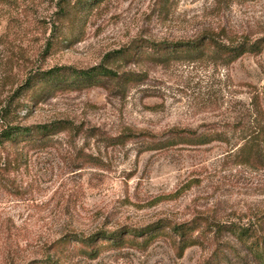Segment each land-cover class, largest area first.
Returning <instances> with one entry per match:
<instances>
[{
    "label": "rangeland",
    "instance_id": "obj_1",
    "mask_svg": "<svg viewBox=\"0 0 264 264\" xmlns=\"http://www.w3.org/2000/svg\"><path fill=\"white\" fill-rule=\"evenodd\" d=\"M63 6L75 17L62 18ZM198 38L264 39V0H0V133L73 126L43 144L0 148V264H36L68 233L159 221L195 223L198 244L178 258L167 229L145 250L76 253L63 264H258L235 236L216 240L213 229L264 236V136L251 155L240 153L250 128H264V47L225 64L207 43L161 59L134 46ZM100 65L136 80L50 84L36 101L24 90L36 73ZM179 131L187 140H173ZM203 134L208 142L197 143Z\"/></svg>",
    "mask_w": 264,
    "mask_h": 264
},
{
    "label": "trees",
    "instance_id": "obj_2",
    "mask_svg": "<svg viewBox=\"0 0 264 264\" xmlns=\"http://www.w3.org/2000/svg\"><path fill=\"white\" fill-rule=\"evenodd\" d=\"M70 10L71 11L63 6L60 16L62 18H74L76 9L70 8ZM206 43L218 53L219 60L225 64L238 60L244 54L261 53L264 47V39H260L254 43L245 42L233 45L214 39L204 40V38L177 43L140 41L134 44V46H142L144 49L152 52V57L154 59H161L173 56L178 52L187 54L198 53L205 48ZM127 50L126 53L128 54L129 49ZM127 54L122 53L117 57L119 59H126L124 55ZM136 77L137 76L133 74L120 76L112 69L102 65L85 71H77L68 67H57L46 72L36 73L29 77L25 81L24 90L25 92H33L34 95L32 99L36 101L39 100L38 97L43 92L45 94V92L48 91V85L50 84L51 88L60 85L63 87L81 89L92 86H103L106 81L115 84L132 83L136 80ZM72 129L73 126L67 121H57L46 125H35L30 127H20L18 125L7 126L0 133V148H3L8 143L17 144L19 142H24L32 145L43 144L48 141L50 135L61 130ZM186 134L188 133L185 131H179L174 134L173 140H187L186 136L188 135ZM131 136L133 135H127V137ZM262 136H264V128L260 127L256 122V124L250 128L249 134L242 138L243 144L240 153H242L244 157L251 155L258 147V142ZM207 138V134L200 135L197 137V143H207ZM118 140L119 139H117V141ZM167 229L174 239H179L176 246L178 258L183 255L187 248L198 244V241L193 238V232L199 229L195 223L169 225L164 221H159L145 228L122 227L114 231L99 230L87 237L68 233L53 244L50 255L36 264H63L69 260L71 255L76 253L84 254L89 259H97L100 252L104 249L120 250L124 247H135L145 250L149 244ZM213 230L216 240H218L224 232H229L235 236L241 244L246 246V252L249 253L258 264H264V236H258L248 227L244 228L236 225H215ZM72 244L74 246L72 248L76 249H70V245ZM225 246H228L230 249L228 244Z\"/></svg>",
    "mask_w": 264,
    "mask_h": 264
}]
</instances>
